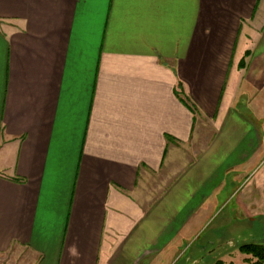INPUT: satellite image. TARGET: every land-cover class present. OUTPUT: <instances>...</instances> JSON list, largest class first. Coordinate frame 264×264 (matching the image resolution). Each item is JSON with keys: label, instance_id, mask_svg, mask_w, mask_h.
I'll list each match as a JSON object with an SVG mask.
<instances>
[{"label": "crops", "instance_id": "0c3cea01", "mask_svg": "<svg viewBox=\"0 0 264 264\" xmlns=\"http://www.w3.org/2000/svg\"><path fill=\"white\" fill-rule=\"evenodd\" d=\"M255 232L264 0H0V264H226Z\"/></svg>", "mask_w": 264, "mask_h": 264}, {"label": "rangeland", "instance_id": "374dc122", "mask_svg": "<svg viewBox=\"0 0 264 264\" xmlns=\"http://www.w3.org/2000/svg\"><path fill=\"white\" fill-rule=\"evenodd\" d=\"M261 234V232H255V233H252V235L250 236V241L249 242H256V243H262V242H264V235H260ZM263 240V241H262ZM222 252L223 253H231V254H233L232 256H230V255H228V257H226L227 259H225V262H226V264H231V262L232 263H234V264H247V262H246V260H245V257L246 256H244L243 254H241V253H239V252H237V251H235L234 250V247H230V249H229V247H224V249L222 250ZM235 252V253H234ZM199 257H200V255H199ZM230 258H232V260L231 261H229L230 260ZM251 258V257H250ZM257 260H255V259H253V258H251L250 260H249V263L248 264H253V263H255ZM211 262V261H210ZM210 262L209 261H206V263H204V264H210ZM2 264H7V263H5V262H3Z\"/></svg>", "mask_w": 264, "mask_h": 264}, {"label": "trees", "instance_id": "16d2710c", "mask_svg": "<svg viewBox=\"0 0 264 264\" xmlns=\"http://www.w3.org/2000/svg\"><path fill=\"white\" fill-rule=\"evenodd\" d=\"M240 253L257 260L253 264H264V244L261 243H244L239 246ZM216 264H223L217 262Z\"/></svg>", "mask_w": 264, "mask_h": 264}]
</instances>
